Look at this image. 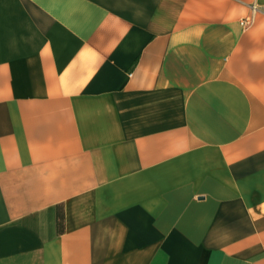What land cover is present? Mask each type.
<instances>
[{
	"label": "crops",
	"instance_id": "0c3cea01",
	"mask_svg": "<svg viewBox=\"0 0 264 264\" xmlns=\"http://www.w3.org/2000/svg\"><path fill=\"white\" fill-rule=\"evenodd\" d=\"M0 264H264V0H0Z\"/></svg>",
	"mask_w": 264,
	"mask_h": 264
},
{
	"label": "trees",
	"instance_id": "16d2710c",
	"mask_svg": "<svg viewBox=\"0 0 264 264\" xmlns=\"http://www.w3.org/2000/svg\"><path fill=\"white\" fill-rule=\"evenodd\" d=\"M63 230V215L60 210H57V231L61 232Z\"/></svg>",
	"mask_w": 264,
	"mask_h": 264
},
{
	"label": "built area",
	"instance_id": "2783aa9c",
	"mask_svg": "<svg viewBox=\"0 0 264 264\" xmlns=\"http://www.w3.org/2000/svg\"><path fill=\"white\" fill-rule=\"evenodd\" d=\"M250 21H251V18H246V19L241 21V25H243V26L247 25L248 23H250Z\"/></svg>",
	"mask_w": 264,
	"mask_h": 264
}]
</instances>
